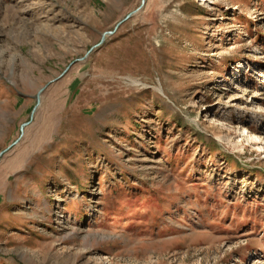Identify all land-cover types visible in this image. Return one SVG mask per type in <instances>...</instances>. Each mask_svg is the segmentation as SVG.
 <instances>
[{"label":"rangeland","instance_id":"obj_1","mask_svg":"<svg viewBox=\"0 0 264 264\" xmlns=\"http://www.w3.org/2000/svg\"><path fill=\"white\" fill-rule=\"evenodd\" d=\"M142 1L0 0V264H264V0Z\"/></svg>","mask_w":264,"mask_h":264},{"label":"water","instance_id":"obj_2","mask_svg":"<svg viewBox=\"0 0 264 264\" xmlns=\"http://www.w3.org/2000/svg\"><path fill=\"white\" fill-rule=\"evenodd\" d=\"M143 5H145V0L142 1V6H143ZM141 8H142V7H141ZM138 11H139V9H138L136 12H132V13H130V14H129L124 20H122L119 24H117V26H116V28L114 29L113 32H106V33L102 34V35H101V41H100V43H99L97 46H101V45L105 42L107 36L113 35V34L118 30V28H119L122 24H124L125 22H127L128 20H130V19L133 17V15L136 14ZM71 67H72V65H70L69 68H67V69L65 70V72H64V73H63L58 79L52 81L51 83H55V82H57L60 78H62V77H63V76L69 71V69H70ZM46 88H47V87H46ZM46 88L42 89V90L38 93V95H37V104H38V105H39L40 102H41V94L45 91ZM21 132L23 133V127L21 128ZM17 142H18V141H17ZM17 142H15L13 145L9 146L6 150H4L3 152H1V153H0V159H1V157H2L7 151H9L13 146H15V145L17 144Z\"/></svg>","mask_w":264,"mask_h":264}]
</instances>
